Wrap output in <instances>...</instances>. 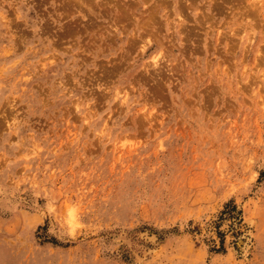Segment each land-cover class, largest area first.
Here are the masks:
<instances>
[{"label": "rangeland", "instance_id": "374dc122", "mask_svg": "<svg viewBox=\"0 0 264 264\" xmlns=\"http://www.w3.org/2000/svg\"><path fill=\"white\" fill-rule=\"evenodd\" d=\"M0 264H264V0H0Z\"/></svg>", "mask_w": 264, "mask_h": 264}]
</instances>
